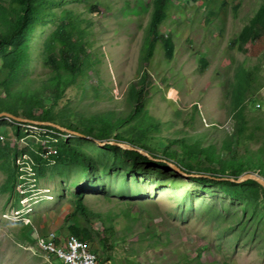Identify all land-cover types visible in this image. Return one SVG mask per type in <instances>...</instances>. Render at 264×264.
<instances>
[{
	"label": "rangeland",
	"instance_id": "374dc122",
	"mask_svg": "<svg viewBox=\"0 0 264 264\" xmlns=\"http://www.w3.org/2000/svg\"><path fill=\"white\" fill-rule=\"evenodd\" d=\"M214 1L218 13L211 22L206 20V1L201 5L177 0L176 6L170 7L159 33L171 37V59L161 39L154 43L152 56L148 55L146 36L153 0H76L67 5L90 22L87 31L93 66L78 82L85 88V96L75 90L67 92L69 106L82 114L87 109L100 110L98 106L120 113L128 104L131 87L140 88L147 73L145 109L160 124L170 127L162 126V142L184 121L195 131L217 130L222 137L229 134L233 123L229 90L238 67L258 66L264 78V56L247 58L231 49L232 40L261 2ZM97 2L98 12L91 13L89 6ZM54 29L50 23L37 25L32 33L37 47ZM35 64L32 76L43 72L41 64ZM95 98L99 104L92 105ZM256 100L254 109H249L260 114L264 112V86ZM66 138L89 157L95 178L90 176L84 183L82 164L59 162L58 148ZM104 144L76 134L67 137L38 123L18 125L9 117L0 119V155L6 154L3 158L7 159L17 154L20 179L24 181L16 190L23 197L18 206L15 195L0 190V264H64L56 256L46 257L36 238L50 232L72 236L69 226L93 228L92 240L87 243L98 256V264H186L185 255L195 253L205 264H264V206L253 215L251 206L230 199L218 186L204 185L191 179L193 175L104 149ZM36 154L53 156L41 173ZM8 174L0 169V188ZM83 185L89 190L83 191ZM79 193H84L89 209L112 220L117 244L109 262L104 260L97 234L102 224L95 221L89 226L72 215ZM128 209L130 216L126 217L124 211ZM28 212L30 216H26Z\"/></svg>",
	"mask_w": 264,
	"mask_h": 264
},
{
	"label": "trees",
	"instance_id": "16d2710c",
	"mask_svg": "<svg viewBox=\"0 0 264 264\" xmlns=\"http://www.w3.org/2000/svg\"><path fill=\"white\" fill-rule=\"evenodd\" d=\"M187 1L188 4L199 2L202 5L204 1L208 3L207 22H211L218 13L214 0ZM75 2L76 0H0V112L6 111L27 121L45 123L43 126L67 137L76 132L81 138L104 141V149L121 151L128 156L169 167L172 171L178 169L193 175L191 179L204 185L218 186L230 199L251 206L255 215L264 206V187L254 180L242 183L236 181L246 174H254L264 180V112L259 114L249 109L256 104V95L264 86L260 67H238L235 82L230 85L229 90L232 131L229 134L223 133V137L217 130L195 131L188 121H184L180 128L171 131L166 141L162 142L159 139L162 138L159 135L162 126L165 129L170 127L160 124L145 109L146 102L143 98L149 84L147 73L140 88L135 85L131 87L128 95L131 104L128 101L120 113L98 106L100 110L87 109L82 114L70 107V101L66 100L69 90L78 91L85 96V88L79 86L78 82L93 67L90 63L87 31L90 22L82 18V12L67 8V5ZM176 2L177 0H153L146 36L149 57L152 56L154 43L159 39L164 40L167 58L171 59L174 55V45L169 42L171 37L159 33V30L170 7L176 6ZM260 2L258 10L231 43V49L239 50L247 58L258 59L264 56V0ZM222 4L225 5L226 2L223 1ZM98 7V2L93 3L88 10L95 13L98 12ZM39 23L53 24L55 29L37 47L32 33ZM36 61L41 64L43 72L32 76L37 68ZM92 102L89 103V109ZM95 102L92 105L99 104V101ZM193 107V111H196L195 104ZM4 118L7 117L0 119ZM12 120L18 125L29 124ZM69 141L71 139L66 138L58 148L56 157L59 162L82 164L84 183L90 176L95 178L89 157ZM112 141H119L132 149L121 148ZM144 151L147 155L142 154ZM3 157L6 154L0 155V169L9 174L0 190L8 192L10 196L15 195V204L18 206L23 197L16 190L24 182L20 179L22 172L17 164L18 157L17 154L7 159ZM35 157L38 162L37 170L41 173L44 163L51 157L43 154H36ZM82 189L88 191L89 187L83 185ZM83 194H77L72 215L79 216L89 226H93L95 221L102 224V229L97 234L101 239L104 260L109 262L110 253L117 244L112 220L109 216L103 218L102 214L89 209L83 201ZM124 213L126 217L130 216L129 209ZM68 229L72 236L86 242L92 240V227L69 226ZM183 263L205 264L197 253L190 256L186 254Z\"/></svg>",
	"mask_w": 264,
	"mask_h": 264
},
{
	"label": "built area",
	"instance_id": "2783aa9c",
	"mask_svg": "<svg viewBox=\"0 0 264 264\" xmlns=\"http://www.w3.org/2000/svg\"><path fill=\"white\" fill-rule=\"evenodd\" d=\"M26 125H30V123ZM28 210L25 209V211ZM30 213L28 212L26 216H30ZM25 224L29 225L28 222H25ZM36 239L39 248L46 257L52 258L56 256L62 259L64 264H98L96 253L92 251L86 241L80 238L75 236L64 237L56 232H50L46 235L38 236Z\"/></svg>",
	"mask_w": 264,
	"mask_h": 264
},
{
	"label": "water",
	"instance_id": "95a60500",
	"mask_svg": "<svg viewBox=\"0 0 264 264\" xmlns=\"http://www.w3.org/2000/svg\"><path fill=\"white\" fill-rule=\"evenodd\" d=\"M1 117H9L10 119H16V120H18V121H20V122H26V123H38V124H41V125H43V124H45V123H40V122H35V121H27L26 119H23V118H18V117H15L14 115H12V113H10V112H6V111H3V112H0V118ZM59 128H61V129H63V130H65V131H68L67 129H65V128H62V127H59ZM73 134H76V132H72ZM118 146H120V147H122V148H124V149H132L131 147H129V146H127V145H122V144H117ZM139 152H141V151H139ZM142 154L144 155H147V152H142ZM170 165L171 166H173L175 169H177L174 165H172L171 163H170ZM178 170V169H177ZM181 173H184V172H182V171H180ZM232 181H234L233 179H231ZM247 180H254V181H257L258 183H260L263 187H264V180L263 179H261V178H259L258 176H256V175H254V174H246V175H244L242 178H240L239 180H237L236 182H238V183H242V182H245V181H247Z\"/></svg>",
	"mask_w": 264,
	"mask_h": 264
}]
</instances>
